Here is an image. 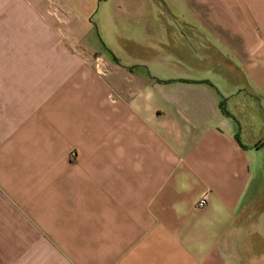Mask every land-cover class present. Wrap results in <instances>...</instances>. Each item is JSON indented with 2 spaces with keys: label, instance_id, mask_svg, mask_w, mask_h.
<instances>
[{
  "label": "crops",
  "instance_id": "obj_1",
  "mask_svg": "<svg viewBox=\"0 0 264 264\" xmlns=\"http://www.w3.org/2000/svg\"><path fill=\"white\" fill-rule=\"evenodd\" d=\"M176 5L0 0V264H264V0Z\"/></svg>",
  "mask_w": 264,
  "mask_h": 264
},
{
  "label": "rangeland",
  "instance_id": "obj_2",
  "mask_svg": "<svg viewBox=\"0 0 264 264\" xmlns=\"http://www.w3.org/2000/svg\"><path fill=\"white\" fill-rule=\"evenodd\" d=\"M72 2L81 4L82 8L87 10L88 21L96 27L104 51L110 50L121 59L124 58L122 50L130 45V16H128L130 6L141 5V7L156 10L161 13V17L168 23L169 21L175 23V19H171L169 15L178 11L177 0H141L140 5L137 1L130 0H72ZM132 2H137V4L130 5ZM52 4L59 21L65 23V25L71 24L70 17L66 18L71 12L55 2ZM75 7L76 5L70 9L76 10L77 7ZM58 38H60L59 34L56 33V39Z\"/></svg>",
  "mask_w": 264,
  "mask_h": 264
},
{
  "label": "built area",
  "instance_id": "obj_3",
  "mask_svg": "<svg viewBox=\"0 0 264 264\" xmlns=\"http://www.w3.org/2000/svg\"><path fill=\"white\" fill-rule=\"evenodd\" d=\"M74 151H71V156H73L74 155ZM205 202H206V198H205V196H202V197H200L199 199H198V201H197V203H196V205L198 206V207H202L204 204H205Z\"/></svg>",
  "mask_w": 264,
  "mask_h": 264
}]
</instances>
